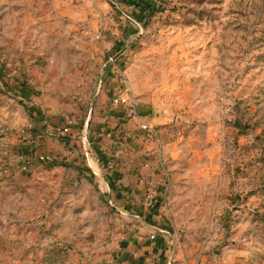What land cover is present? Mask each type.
<instances>
[{"label":"rangeland","instance_id":"1","mask_svg":"<svg viewBox=\"0 0 264 264\" xmlns=\"http://www.w3.org/2000/svg\"><path fill=\"white\" fill-rule=\"evenodd\" d=\"M50 68L92 118L138 120L116 139L149 174L171 257L264 264V0H0V264H119L124 225L99 178L25 149L16 81L39 96ZM124 91L134 112L111 102ZM95 121L93 137L111 124Z\"/></svg>","mask_w":264,"mask_h":264},{"label":"crops","instance_id":"2","mask_svg":"<svg viewBox=\"0 0 264 264\" xmlns=\"http://www.w3.org/2000/svg\"><path fill=\"white\" fill-rule=\"evenodd\" d=\"M51 70L50 68L43 75L39 74L33 78L34 89L38 90L37 95L40 97L28 87L30 80L24 75L16 81L19 84L16 90L18 95L28 102L25 106L27 114L24 122L27 117L31 121L28 135L26 136V132L23 134L27 153L31 156L36 153L49 154L51 160L46 162L62 160L68 162L74 174L99 178L104 196L108 203L120 212L119 222L124 225L116 249L117 258L121 260L119 263L151 264L148 262V256L153 255L157 264H164L167 260L173 261V264H186L179 262L183 258L178 252L174 257L169 255L168 241L164 236L165 228L160 225V207L152 205L157 198L153 199L152 194L155 193L149 185V174L142 169L144 166L142 167L131 150L128 153L119 150L116 139L118 129L125 130L127 126L131 127L132 122L138 120L133 118L124 122L121 110L113 111L114 113L110 110L97 113L94 109L92 118V107L86 108L71 98L69 93L63 94L65 90L60 83L52 82L54 80L50 78ZM108 72L110 70L106 73L109 74ZM109 77L114 79L113 76ZM106 83L105 77L100 76L96 93L103 95L105 91V94L109 95L110 90ZM98 110H103L102 106ZM112 119H115L114 123ZM94 120L102 123L109 120L107 122L111 124L93 137ZM63 127H68V133L59 135L58 131Z\"/></svg>","mask_w":264,"mask_h":264},{"label":"built area","instance_id":"3","mask_svg":"<svg viewBox=\"0 0 264 264\" xmlns=\"http://www.w3.org/2000/svg\"><path fill=\"white\" fill-rule=\"evenodd\" d=\"M106 63L107 65H111L113 68L116 69V67H118L117 65V59L112 56V55H108L107 59H106ZM111 102L113 105L115 106H126L128 108H130L131 111H135L133 109H135L134 107V99L132 97H130L128 95V93H126V91L118 94L116 97H112L111 98ZM30 126V125H29ZM139 127L141 130H143L144 132L147 133L148 136H150L151 138L153 137H156L157 133L155 132L154 128L147 122V121H142L141 123H139ZM68 133V127H63L62 129H60L58 131V134L59 135H65ZM20 159H22L23 157L22 156H19ZM39 158L41 160H44V161H49L51 160V157L49 154H40L39 155ZM21 167L23 170L26 169V165L21 163ZM154 236L152 235L151 238H153ZM119 264H122V263H119ZM170 264V263H169Z\"/></svg>","mask_w":264,"mask_h":264}]
</instances>
